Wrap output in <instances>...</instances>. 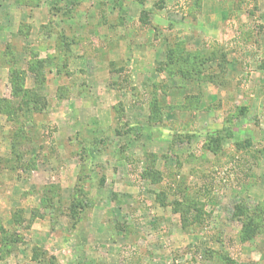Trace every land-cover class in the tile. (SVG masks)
<instances>
[{
    "label": "rangeland",
    "instance_id": "rangeland-1",
    "mask_svg": "<svg viewBox=\"0 0 264 264\" xmlns=\"http://www.w3.org/2000/svg\"><path fill=\"white\" fill-rule=\"evenodd\" d=\"M260 4L0 0V264H264ZM229 52L212 124L149 86L169 53L182 83L188 55Z\"/></svg>",
    "mask_w": 264,
    "mask_h": 264
},
{
    "label": "crops",
    "instance_id": "crops-1",
    "mask_svg": "<svg viewBox=\"0 0 264 264\" xmlns=\"http://www.w3.org/2000/svg\"><path fill=\"white\" fill-rule=\"evenodd\" d=\"M259 4H260V0H259ZM235 7H236L235 9H239L240 11L242 9L241 8L242 6L239 3H237V5ZM245 27L247 28L248 25ZM247 29H249V28H247ZM248 31L249 30H247V32ZM245 34H246V32H245ZM216 37H218L220 39L219 36H216ZM255 46H256L255 48L258 49L257 45H255ZM206 50H208V49H206ZM206 50H204V51H206ZM245 54H246V52H244V55ZM228 55H229V57L227 56V60H229V61L227 64L228 68L226 71V77L225 78L227 80V83H232V84L234 83V85H235L234 88L238 89L237 88L238 87L237 76H239V74L242 73V68H241L242 63H240L238 61L239 58H237V56L235 57L234 53L229 52ZM243 56H241V58H244ZM158 58L161 59V56ZM214 62H216V61L215 60L210 61L211 66L207 72L205 71V73H204L205 75L217 73V64H215ZM235 64H236V67H235ZM165 71H169V68H162V70L157 69V68L152 69L151 70V77H149L150 80H152V83L149 84V86H153L154 84L155 85L160 84L159 86L164 88V90H161V88H159L161 98H162L161 100H162V103L164 105L171 106L173 103H175L176 105L178 104L177 107L179 105L182 106V109H181L182 112L181 113H183L182 114L183 117L180 116L181 117L180 121L183 120L182 121L183 123L186 121L187 125L192 127V128L194 126L201 125V124L203 126H207L208 124L214 123L212 120L215 119L216 116H220L221 113L223 114V112H222L223 108L221 109L220 106L215 107V105H212L213 102L220 103L219 100H221V99L225 100V95L223 93H225L226 91L225 92L220 91L221 87L219 88L218 82H216V81L212 82V81L208 80L205 83L204 79H201L200 83L198 80H196V81L184 80L182 83H180L179 82L180 79H178V76H175V74H172V77L169 75H164V76H166L164 79V76H162V74ZM156 76H157V80L155 78ZM203 84L209 85L205 91L203 90L204 89L203 87L205 86ZM145 86H146V88L149 87L147 85H145ZM151 88H153V87H151ZM201 90H202V92L200 93ZM192 101H197L196 104H199L200 106L204 105L206 107V105H207V106H212V108H209V110H205L204 108L199 109V110H202L201 112H198L199 110L193 111V109H195L196 107L192 106L194 108L193 109L190 108V104L192 103ZM186 103L189 104V105H187L188 108H184V106H186ZM191 109H192V111H190ZM134 113L136 115L141 114L140 109H137V110L135 109ZM199 120L201 122H199Z\"/></svg>",
    "mask_w": 264,
    "mask_h": 264
},
{
    "label": "trees",
    "instance_id": "trees-1",
    "mask_svg": "<svg viewBox=\"0 0 264 264\" xmlns=\"http://www.w3.org/2000/svg\"><path fill=\"white\" fill-rule=\"evenodd\" d=\"M218 50H221V49H218ZM221 52H223V51H221ZM210 53H208V55H209ZM214 54H217L216 52L214 53ZM204 56V55H201L200 54V57H201V66L200 65H196L198 62L195 60L196 58L194 57V56H190V55H188V58H186L187 59V61H186V68H181V67H177V69L178 70H176V71H178V73H179V71H180V74H182L181 76H182V79L183 80H187V81H196V80H201V79H203V78H205L206 77V75L204 74L205 72V70L204 71H202L201 69H202V67H209L208 66V64H210V61H212V60H216V64H217V67H223V71H222V73L224 72V74H225V68H224V65H225V63L227 62V59H226V55H225V53H222L221 55H220V58H218V57H216V55H214V56ZM175 56V55H174ZM174 56H172V54H168V64H166L163 68H169V71L171 72V74L172 73H174V72H172V71H174L172 68H170V67H167V65L168 66H171V64L170 63H172V62H174L176 59H175V57ZM177 57H179V56H177ZM176 57V58H177ZM203 58V59H202ZM204 65V66H203ZM176 66H173V68H175ZM199 67H201V69L199 68ZM221 68H220V70H221ZM162 69V68H161ZM160 69V70H161ZM209 69V68H208ZM211 76V74H207V77L209 78ZM209 79H211V77L209 78ZM198 106H200L199 104H198ZM190 108H192V106L190 105ZM223 139H222V137H220V136H218V137H215L214 139H213V143L212 144H214V148H212V150L214 151V152H218L217 150H218V148H220L219 147V145H220V142L222 141ZM187 212L188 211H185L184 213H182L183 215H182V221H183V224L185 225H187V222L188 221H190V215L189 214H187ZM195 218H197L196 217V215L194 216ZM44 257H47L48 258V261H45V263L44 264H51L53 261L55 262L56 261V258H55V256H52V255H44ZM56 264V263H55Z\"/></svg>",
    "mask_w": 264,
    "mask_h": 264
}]
</instances>
